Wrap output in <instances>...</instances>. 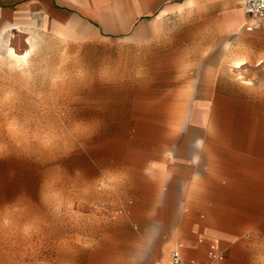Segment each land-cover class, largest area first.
Wrapping results in <instances>:
<instances>
[{
    "label": "rangeland",
    "instance_id": "rangeland-1",
    "mask_svg": "<svg viewBox=\"0 0 264 264\" xmlns=\"http://www.w3.org/2000/svg\"><path fill=\"white\" fill-rule=\"evenodd\" d=\"M181 5L138 30L0 20V264H159L183 211L229 234L213 264H264V35L220 29L215 0ZM194 98L214 105L203 173L163 204L150 164Z\"/></svg>",
    "mask_w": 264,
    "mask_h": 264
},
{
    "label": "crops",
    "instance_id": "crops-1",
    "mask_svg": "<svg viewBox=\"0 0 264 264\" xmlns=\"http://www.w3.org/2000/svg\"><path fill=\"white\" fill-rule=\"evenodd\" d=\"M215 1L222 10L221 21L218 22L220 29L229 33L235 32L240 35V39H247L249 32L260 31V34L264 35V19L260 29H253L252 22L240 6L239 0ZM201 2L203 0H0V20L11 22L28 13H43L49 22L67 24L72 21H88L94 23L102 20L107 24H94V26L138 30L144 27L143 20L147 15H163L171 7L181 4L182 6L192 3L200 4ZM18 27L16 25V28ZM213 91H217L215 87ZM207 101L210 102L203 98H194L184 123L185 128L176 138L175 147L159 154L150 164L153 169L162 170L167 175L163 204L181 206L189 204L194 182L203 173L205 152L202 145L208 138V126L213 123L212 109L214 108L213 103L208 105ZM181 216V223L171 228V232L167 235L172 239H183V242L178 241L174 248L182 244V253L186 259L205 261L198 260V257L204 247L207 255L212 243L228 251V247L224 246L221 240L211 239L220 233L223 239L229 238V234L221 225H214L209 219L203 217L186 223L185 211ZM234 249L237 251L238 247ZM214 262L211 260L207 264Z\"/></svg>",
    "mask_w": 264,
    "mask_h": 264
},
{
    "label": "built area",
    "instance_id": "built-area-1",
    "mask_svg": "<svg viewBox=\"0 0 264 264\" xmlns=\"http://www.w3.org/2000/svg\"><path fill=\"white\" fill-rule=\"evenodd\" d=\"M240 6L243 8L247 16L252 22V28L258 30L262 27L264 19V0H239ZM182 244H178L169 254V258L160 264H207L195 260H188L183 256ZM227 251L218 244L212 243L207 251V256L212 261H222L226 257Z\"/></svg>",
    "mask_w": 264,
    "mask_h": 264
},
{
    "label": "bare ground",
    "instance_id": "bare-ground-1",
    "mask_svg": "<svg viewBox=\"0 0 264 264\" xmlns=\"http://www.w3.org/2000/svg\"><path fill=\"white\" fill-rule=\"evenodd\" d=\"M182 6V5H181ZM34 48V47H33ZM13 50V49H12ZM13 53H14V51H13ZM15 54V53H14ZM11 55H12V53H11ZM18 55V54H17ZM29 54H28V52L26 53V57L28 56ZM20 58V57H19ZM18 58V59H19ZM25 59V58H24ZM246 63V60L244 61V59H240V60H237L236 62H235V66L237 67V68H240V67H242L244 64ZM211 231V230H210ZM207 233V232H206ZM209 236V235H208ZM187 255V254H186Z\"/></svg>",
    "mask_w": 264,
    "mask_h": 264
}]
</instances>
